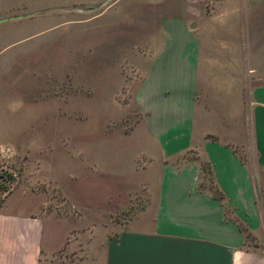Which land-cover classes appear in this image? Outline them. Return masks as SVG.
<instances>
[{"label": "crops", "instance_id": "1", "mask_svg": "<svg viewBox=\"0 0 264 264\" xmlns=\"http://www.w3.org/2000/svg\"><path fill=\"white\" fill-rule=\"evenodd\" d=\"M18 1L49 2L0 0V18ZM170 1L134 94L141 138L131 143L154 160L141 177V211L100 247L89 229L87 261L81 221L0 214V264H49L55 240L69 243L77 264H264V0H212L209 12L196 0ZM246 146L250 168L239 156ZM196 147L220 202L198 188V162L170 164Z\"/></svg>", "mask_w": 264, "mask_h": 264}, {"label": "rangeland", "instance_id": "2", "mask_svg": "<svg viewBox=\"0 0 264 264\" xmlns=\"http://www.w3.org/2000/svg\"><path fill=\"white\" fill-rule=\"evenodd\" d=\"M211 1L195 4L209 12ZM171 4L49 0L31 9L18 1L2 10L9 15L0 18V171L12 181L0 214L81 221L82 261L89 229L100 247L143 207L141 177L154 160L133 144L142 120L134 94ZM248 153L246 146L239 156L250 168ZM177 158L175 168L203 163L197 147ZM201 178L213 191L205 170ZM261 202L264 217L262 194ZM51 244L49 264H77L68 242Z\"/></svg>", "mask_w": 264, "mask_h": 264}, {"label": "trees", "instance_id": "3", "mask_svg": "<svg viewBox=\"0 0 264 264\" xmlns=\"http://www.w3.org/2000/svg\"><path fill=\"white\" fill-rule=\"evenodd\" d=\"M198 164H199L200 174H201V172H203L205 170L206 173L209 175L210 182L213 185V191H211V190H208V191H210L212 197L215 200H217L219 202L222 201L223 200V195L216 188V186L213 184L212 172H211L209 163L203 160L202 164H200V163H198ZM0 179L2 181V183L0 185L1 186L0 187V204H1L4 195L9 192L8 191L9 190L8 184L12 181V175L10 173H7V171L1 169V171H0ZM201 180H202V178H201ZM198 188L204 190V188H202L201 182L199 183ZM240 229L244 232L243 228H240Z\"/></svg>", "mask_w": 264, "mask_h": 264}]
</instances>
